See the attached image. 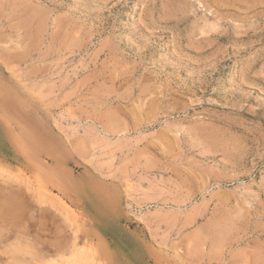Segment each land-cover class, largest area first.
<instances>
[{
  "label": "rangeland",
  "instance_id": "rangeland-1",
  "mask_svg": "<svg viewBox=\"0 0 264 264\" xmlns=\"http://www.w3.org/2000/svg\"><path fill=\"white\" fill-rule=\"evenodd\" d=\"M0 121V264H264V0H0Z\"/></svg>",
  "mask_w": 264,
  "mask_h": 264
},
{
  "label": "bare ground",
  "instance_id": "bare-ground-1",
  "mask_svg": "<svg viewBox=\"0 0 264 264\" xmlns=\"http://www.w3.org/2000/svg\"><path fill=\"white\" fill-rule=\"evenodd\" d=\"M1 122V121H0ZM6 129V128H5ZM10 130V129H9ZM15 139V138H14ZM17 140V139H15ZM29 140V139H28ZM13 141V138H12ZM18 142V141H17ZM26 142V141H25ZM15 143V141H14ZM16 144V143H15ZM20 143L16 144L19 145ZM34 144V143H33ZM21 145V144H20ZM23 147V146H22ZM20 148V147H19ZM18 148V149H19ZM20 150V149H19ZM24 153V152H23ZM21 153V154H23ZM25 154V153H24ZM22 156V155H21ZM41 160V158H40ZM47 164V163H46ZM1 168V167H0ZM44 168V167H43ZM2 169V168H1ZM49 171V169H47ZM45 171V170H44ZM46 173V172H45ZM49 172H47L48 174ZM52 175V174H50ZM25 176V175H24ZM55 177V175H53ZM52 176V177H53ZM27 177V176H26ZM54 177L52 179H54ZM56 178V177H55ZM58 178V177H57ZM59 180V179H58ZM23 181V180H22ZM39 181V180H38ZM58 182V181H57ZM35 183V182H34ZM39 192H38V198L40 203L45 204L48 199L50 200L51 205H53V207L60 209L61 211L64 212V214H66V216H74L72 214V212L70 211V209L60 200L56 205H54V200H58L57 198L50 199L51 193H47L46 189L43 188V186L40 184L39 185ZM27 194V193H26ZM53 198V197H52ZM56 203V202H55ZM50 205V206H51ZM69 206V205H68ZM53 210V209H52ZM74 210V209H73ZM58 211V210H57ZM52 212V211H51ZM64 216V215H63ZM69 219V218H68ZM71 219V218H70ZM73 221H75V219H73ZM76 224V223H75ZM75 226V225H74ZM72 230V229H71ZM78 230V229H77ZM75 232V231H74ZM78 233V231H77ZM75 235H77L75 233ZM76 241V240H75ZM74 241V249L72 250V253L70 256H66V258L57 261H49L48 263H44V264H103L102 261H100L97 256L99 254V249L97 247H94V245L92 244H85V245H80L79 247L76 246L77 241ZM18 245V244H17ZM15 246L14 248L12 247V250L10 251V255H11V261L10 264H41L40 260H38V258L33 254V253H29L27 252L28 250H22L20 243L18 246ZM106 249V248H105ZM68 250V249H67ZM63 251V250H62ZM31 252V251H30ZM8 254V253H7ZM9 255V254H8ZM31 258V261H27L26 259ZM126 263V262H125Z\"/></svg>",
  "mask_w": 264,
  "mask_h": 264
}]
</instances>
